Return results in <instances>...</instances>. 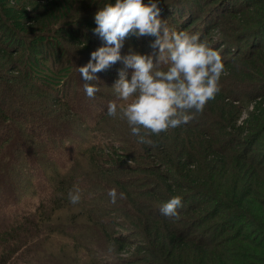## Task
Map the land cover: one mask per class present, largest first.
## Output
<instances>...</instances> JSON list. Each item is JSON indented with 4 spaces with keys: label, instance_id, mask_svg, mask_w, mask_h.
<instances>
[{
    "label": "trees",
    "instance_id": "trees-1",
    "mask_svg": "<svg viewBox=\"0 0 264 264\" xmlns=\"http://www.w3.org/2000/svg\"><path fill=\"white\" fill-rule=\"evenodd\" d=\"M108 3L0 0V264L36 251L57 224L97 264H264V0H159L169 29L200 33L225 70L203 112L148 134L155 146L138 143L119 112L107 77L122 62L96 73L94 99L84 91L78 68L103 46L92 30ZM154 39L131 37L121 55L158 53ZM110 101L116 117L107 116ZM3 174L20 186L7 189ZM26 196L39 199L32 209L13 208ZM174 196L179 218L160 211ZM68 206L77 212L64 218Z\"/></svg>",
    "mask_w": 264,
    "mask_h": 264
},
{
    "label": "clouds",
    "instance_id": "clouds-1",
    "mask_svg": "<svg viewBox=\"0 0 264 264\" xmlns=\"http://www.w3.org/2000/svg\"><path fill=\"white\" fill-rule=\"evenodd\" d=\"M159 0H115L105 4L94 16L96 27L92 30L104 43L90 53L88 62L78 68L85 81L86 96L94 99L100 91L96 73L106 71L118 62L124 67L118 72L113 89L126 106L119 112L126 118L137 142L155 146L148 139L149 133L159 135L169 128L187 125L191 111L203 112L208 101L220 91L219 80L225 70L219 51L201 40L200 33L171 31L161 18ZM151 36L150 47L154 54L130 52L121 55L127 39ZM166 54L167 70H161V57ZM127 69H132L128 78ZM118 105L110 101L107 116L116 117ZM142 129L147 130L142 133ZM133 161H129L131 165ZM113 204L117 200L116 189L108 193ZM121 199L124 193H119ZM80 190L69 193L70 203L80 202ZM183 206L182 197L174 196L161 208L165 216L179 218L178 209ZM111 251V249H110Z\"/></svg>",
    "mask_w": 264,
    "mask_h": 264
},
{
    "label": "rangeland",
    "instance_id": "rangeland-1",
    "mask_svg": "<svg viewBox=\"0 0 264 264\" xmlns=\"http://www.w3.org/2000/svg\"><path fill=\"white\" fill-rule=\"evenodd\" d=\"M221 34L216 32L214 33L211 38L213 40L218 39ZM219 36V37H218ZM107 77V76H104ZM111 82H116V80L119 78L118 76L114 77H107ZM129 101H123V105L126 106ZM47 122L48 119H45ZM51 121V120H50ZM52 122V121H51ZM60 127H63L66 132L68 131H74L71 130V128L67 129L68 126L60 125ZM79 134V132L74 131V134ZM81 135V134H80ZM81 137L86 138V134H82ZM85 147V146H84ZM81 159L85 157L83 151L81 152ZM14 173H16L17 177L20 180H23L21 178H25L24 176H21L17 166L15 165L12 169ZM3 183L6 186V188H15L19 187L20 185L15 181L14 178L11 176H7L6 174H3ZM23 200L27 201L26 205L25 203L22 204H15L13 206L20 209V212H26L34 207V205L38 202V198H30L29 196H26ZM77 212V209L72 208L71 206H68V208H65L63 212H60L62 217H68L69 214H74ZM58 225V224H57ZM55 227L58 231H51L50 234L46 235L44 243L38 247L36 251L34 249H29L26 252L19 253V256L17 257V260H13L8 262L7 264H97V262H100L101 259H98L94 252L90 253L88 248H85V245L83 247H78L79 249L74 246L73 238L70 235H66V233H63L62 229L60 227ZM96 245L99 247H102L105 252H109L114 250L115 248L113 246H110L109 244L103 245L99 242H95ZM125 257H128V254H124ZM154 262H158L156 259H154ZM129 264V263H126Z\"/></svg>",
    "mask_w": 264,
    "mask_h": 264
}]
</instances>
